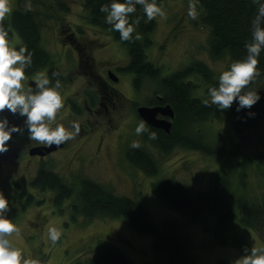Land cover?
Instances as JSON below:
<instances>
[{"label":"rangeland","instance_id":"obj_1","mask_svg":"<svg viewBox=\"0 0 264 264\" xmlns=\"http://www.w3.org/2000/svg\"><path fill=\"white\" fill-rule=\"evenodd\" d=\"M83 1L31 0L32 9L42 26V45L62 74L65 107L58 113L57 121H77L81 132L75 140L63 144L62 148L41 160L40 157H32V154L28 156V149L37 144L29 141L27 132L23 136H13L10 148L19 157L1 163L0 190L13 194L10 202L18 210L14 222L20 227L22 235L13 237L17 247L25 255L43 256L50 264H73L75 258L89 254L98 243L112 244L133 264H156L159 259L150 248V236L135 232L120 217L70 219L68 204L72 198L63 202L62 210L52 208L51 193L40 191L28 183L41 162L76 186V177L85 176L108 186L118 195L137 199L158 227L166 223L174 226L195 264H216L219 261L229 264L240 255L242 246L250 248L253 243L264 246L263 238L252 228L241 225L236 215L232 218L228 235L238 237L242 245L218 244L213 239L215 223L212 216L202 215L189 221L157 196L152 182L165 177H172L192 191L199 192L211 187V178L215 174L231 178L238 190L242 184L234 181L238 171L225 156H208L183 146L160 154L142 135H136L135 128L141 119L135 112V106L146 105L153 96H160L159 85L146 80L136 91L132 74L125 70L128 61L126 48L107 31L87 21ZM27 2L21 0L20 6L25 8ZM17 3V0H12L13 10ZM162 3L167 19L154 20L150 37L152 43L146 49L147 60L159 68L161 76L180 74L179 70L185 69L188 64L201 63L219 78L220 73L228 68L229 60L226 55L216 59L209 55L208 31L200 20L201 15L197 20L187 15L189 0H164ZM9 21L10 16L6 22ZM13 43L20 44L16 32ZM108 69L117 77L115 82L107 77ZM97 73L105 75V81L116 90L109 92L112 99H103L109 107L107 112L101 106L100 115L86 117L82 99L86 93L96 95L99 86ZM183 80L195 84L191 89L193 96L210 99L198 74H185ZM104 94L107 96L105 91ZM110 101L114 109L110 108ZM76 104L79 109L74 107ZM237 126L234 120H226L224 112L217 111L205 121L192 123L185 136L192 139L190 135L204 134V137L200 135L202 139L212 145L223 136L221 143L226 147L240 141L245 156L264 152V119L255 121L245 129ZM133 140L139 141L141 148L156 159L158 173L154 176L144 174L122 157L121 152L128 150ZM244 178L243 191L251 198L258 197L264 188V159L249 162ZM19 189H23L25 196L21 201L15 199ZM48 226L62 228L61 240L55 245L47 237Z\"/></svg>","mask_w":264,"mask_h":264},{"label":"trees","instance_id":"obj_2","mask_svg":"<svg viewBox=\"0 0 264 264\" xmlns=\"http://www.w3.org/2000/svg\"><path fill=\"white\" fill-rule=\"evenodd\" d=\"M17 1L9 23H5L11 24L18 34L20 44L17 46L26 44L29 50L34 53L33 65L28 70V75L43 68L49 75L52 71L60 72L53 65L48 51L42 45V26L36 12L33 10L25 12V8L20 6L21 0ZM163 1L160 0V2ZM106 3H110V0H84L83 8L87 21L107 31L126 48L128 61L125 70L132 74L136 91L143 81H155V85H159L160 96H153V99L158 104H169L174 112L169 133L166 134L162 130L148 126L150 131L156 132L157 138L148 141V136L145 138L147 133L143 134L142 138L149 142L151 147L154 146L153 148L160 154L169 153L174 146H183L208 156H225L231 161V165L236 166V172L238 171L234 181L238 180V184H242L238 190L237 186L233 185L231 178L215 174L211 178V187L199 192L192 191L186 184L172 177H165L152 182L155 193L168 207L189 221L202 215L212 216L215 223L213 239L218 244L242 245V242L238 241V237L228 235V229L235 215L241 225L252 228L264 240V188L256 198L249 197L243 191L246 165L252 160L264 159V152L245 156L240 141L226 147L221 143L224 139L223 136L215 145L204 141L201 137H204V134L190 135L192 139L185 136L187 128L192 123L207 120L217 110L215 106L206 107L203 104L204 100L193 96L191 89L195 84L192 81H184L183 76L191 72L198 74L207 91L209 87L218 84V78L215 77L214 72L201 63H190L185 69L179 70L180 74L161 76L159 68L146 58V49L152 43L150 37L155 21L146 22L147 18L144 17L137 28L142 39L123 42L119 38V33L112 31L111 26L105 23V14L99 10L101 5ZM198 9L201 15L200 20L208 31L209 55L213 59L226 55L229 65L233 60L243 58L246 55L244 44L251 38L250 22L256 13V6L251 3V0H200ZM137 15H142V9L139 6ZM132 19H135V16ZM259 59L260 68L264 73V52L261 53ZM252 87L259 90L261 95V100L252 109L237 112V105L234 103L230 110L224 112L226 120H234L238 128L245 129L255 121L264 119V75ZM74 107L77 109L75 105ZM249 111L255 115L249 117ZM76 112L78 113V111ZM5 115H8L11 123L22 126L21 118L12 116L10 113H5ZM126 155L128 162L144 174L154 176L158 173L156 159L143 148H129ZM37 171L30 180V186L38 188L40 191L52 192L51 207L57 208L59 211L62 210L63 202L72 198L68 204L70 219L92 220L99 217H120L135 232L150 236V248L153 254L159 258L156 264H195L194 258L174 226L166 223L164 226L158 227L148 215L146 208L137 199L118 195L108 186L85 176L76 177L78 178L76 186L73 182H67L60 175L51 171L43 162ZM8 199L10 200L9 197ZM10 207L12 211L9 216L15 220L18 210L16 211L11 203ZM73 264L133 263L112 244L98 243L89 254L75 258ZM216 264L225 263L219 261Z\"/></svg>","mask_w":264,"mask_h":264},{"label":"clouds","instance_id":"obj_3","mask_svg":"<svg viewBox=\"0 0 264 264\" xmlns=\"http://www.w3.org/2000/svg\"><path fill=\"white\" fill-rule=\"evenodd\" d=\"M256 6V13L250 22V40L244 48L246 55L231 62L222 71L218 84L207 90L210 99L203 101L206 107L215 106L223 113L230 110L235 103L236 111L252 109L261 100L260 91L252 85L262 76L260 55L264 52V0H251ZM200 0H189L187 15L192 20L199 18ZM142 15H137V7ZM31 0L25 4V12L32 11ZM100 12L105 14V23L111 30L119 33L123 42H134L142 39L137 32L141 20L146 22L167 19L165 6L160 0H110L101 5ZM13 14L12 0H0V155L10 150L13 136H23L27 132L29 141L48 148L75 140L80 132L77 121H57V115L65 107L61 73L39 71L34 76L28 75L33 65L34 53L28 46H17L13 43L15 30L6 20ZM135 16V19L132 17ZM135 34V35H134ZM22 118V126L11 123L8 115ZM255 113L249 111L248 116ZM137 136L147 133L149 139H156L157 134L150 131L146 121L140 120L135 128ZM141 143L133 140L130 148L139 149ZM10 200L0 190V264H50V261L39 254L25 255L17 247L13 237H21V229L9 216L12 211ZM63 235L59 226H48L47 237L56 244ZM229 264H264V246L255 243L249 248L242 246L240 255Z\"/></svg>","mask_w":264,"mask_h":264},{"label":"flooded vegetation","instance_id":"obj_4","mask_svg":"<svg viewBox=\"0 0 264 264\" xmlns=\"http://www.w3.org/2000/svg\"><path fill=\"white\" fill-rule=\"evenodd\" d=\"M109 72H111L109 69L106 71V73H107V77L108 78H110L109 77ZM113 73V72H112ZM97 78H98V82H99V86H97L98 87V91L96 92V95L95 96H92L90 93H86V95H83V101H82V105H83V107L86 109V111H87V113L85 114L86 115V117H96V116H98V115H100V107L101 106H104V109H105V111L107 112L108 111V109H109V107L107 106V104H106V102H105V104H104V100L103 99H107V100H109V99H112V98H110V94H109V92L111 93L112 92V89L113 90H116L115 88H114V86L113 85H110L108 82H106L105 81V75H101V74H98L97 73ZM111 79V78H110ZM115 82V81H114ZM111 88L110 90H103V89H106V88ZM104 91H105V93L107 94V96H105V94H104ZM158 103H156L155 102V100H153V99H151V100H149L148 101V103L146 104V105H148V106H155V105H157ZM77 108H79L78 107V104H76L75 105ZM138 106V105H137ZM137 106H135V109H136V107ZM110 108H112V109H114L115 108V106L113 105V102L112 101H110ZM172 121V120H171ZM160 130V129H159ZM41 146H43V145H39V144H37V145H34V146H32V147H30L29 149H28V156L30 155L29 154V151L31 150V149H33V148H35V147H41ZM64 145H61L59 148H62ZM59 148H57V149H59ZM56 149V150H57ZM56 150H52V151H50L49 153H47V154H45V155H42V156H39V155H33L32 157H36V158H38V157H40L39 159L41 160L43 157H46V156H48V155H50L53 151H56ZM9 151H12V152H14L16 155H17V158L16 159H18V157H19V154L17 153V152H15V150L13 149V148H10V150ZM122 157L123 158H126L127 159V155H126V153H127V149H126V151L125 150H123L122 152ZM14 160V159H13ZM13 160H10V161H13ZM10 161H2V162H10ZM2 162H0V165H1V163ZM16 161H14L13 163H15ZM42 163V162H41ZM2 164H4V163H2ZM39 169V167L37 166L36 167V169H35V172H34V174L32 175V177H31V179L35 176V174H36V172H37V170ZM51 171H53L52 169H50ZM53 172H55V171H53ZM55 173H57V172H55ZM58 174V173H57ZM59 175V174H58ZM30 179V180H31ZM28 183H30V181H28ZM13 184L15 185V182H13ZM9 198H10V201L12 200V198H13V194H7L6 193V191L4 192ZM51 194H52V192H50ZM23 194H24V192H23V189H19V191L17 192V195H16V197H15V199L17 200V201H21V199L22 198H25V196H23ZM11 204L13 205V207H14V204L11 202ZM20 205H23L22 203L20 204Z\"/></svg>","mask_w":264,"mask_h":264},{"label":"water","instance_id":"obj_5","mask_svg":"<svg viewBox=\"0 0 264 264\" xmlns=\"http://www.w3.org/2000/svg\"><path fill=\"white\" fill-rule=\"evenodd\" d=\"M109 77L113 81L117 80V77L112 72H109ZM135 111L140 119L146 121L148 126L155 129H160L166 134L170 132L171 120L174 117V112L169 104H159L155 106L138 105ZM57 148L59 147H35L29 151V154L42 156L52 150H56ZM16 158L17 155L14 152L9 151L3 155H0V162L10 161Z\"/></svg>","mask_w":264,"mask_h":264},{"label":"bare ground","instance_id":"obj_6","mask_svg":"<svg viewBox=\"0 0 264 264\" xmlns=\"http://www.w3.org/2000/svg\"><path fill=\"white\" fill-rule=\"evenodd\" d=\"M151 128H152V127H151ZM147 140L150 141L151 139L147 138ZM152 146H153V145H152ZM153 147H154V146H153ZM175 147H176V146H174L173 148H175ZM173 148H172V149H173ZM172 149H171V150H172Z\"/></svg>","mask_w":264,"mask_h":264}]
</instances>
